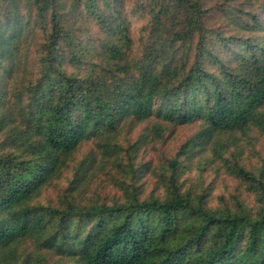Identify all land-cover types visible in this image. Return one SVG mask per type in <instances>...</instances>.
<instances>
[{
    "label": "trees",
    "instance_id": "16d2710c",
    "mask_svg": "<svg viewBox=\"0 0 264 264\" xmlns=\"http://www.w3.org/2000/svg\"><path fill=\"white\" fill-rule=\"evenodd\" d=\"M172 125L197 130L142 197L139 153ZM88 141L131 174L124 198L41 202ZM261 142L264 0H0V264H264ZM197 151L236 183L217 205L182 188Z\"/></svg>",
    "mask_w": 264,
    "mask_h": 264
},
{
    "label": "rangeland",
    "instance_id": "374dc122",
    "mask_svg": "<svg viewBox=\"0 0 264 264\" xmlns=\"http://www.w3.org/2000/svg\"><path fill=\"white\" fill-rule=\"evenodd\" d=\"M132 32L136 35L138 27L142 24V19L138 16L132 17ZM149 122H144L136 129L135 134L127 135L129 138L126 141L124 136L122 137L121 144L127 146L129 142L136 140V137L141 133L145 125ZM195 126L184 125H172L168 131L165 132L167 139L165 141L147 142L144 150L139 153V160H146L152 158V162L157 167V173L155 169H143L137 174L140 178L137 185L140 186L142 191L141 196L146 197L148 195H157L164 197L166 193V181L161 178V164H158L159 156H174L178 151L180 145L189 138L195 131ZM126 134V133H125ZM165 137V138H166ZM258 144V145H257ZM256 145H250L246 147L244 155H251L252 152L263 151L264 144L257 143ZM263 144V145H262ZM263 147V148H262ZM263 149V150H262ZM253 150V151H252ZM123 159V165L126 167V153L121 151ZM209 153V151H208ZM264 153V152H263ZM164 154V155H163ZM207 151H201L188 158V165L185 167L180 180L183 190H189L191 192H198L202 187H212L210 195L211 205H217L220 195L230 197V191H233L236 183L235 181L225 173L220 161H213L211 154H207ZM103 151L97 146L94 141H88L81 146L74 158L68 163V166L56 176L49 187H47L41 194L39 200L44 203H58L65 196L75 199L82 203H93L94 201H107L111 202L117 199H123L125 194V186L132 181L130 179L131 174H126L121 166H117L112 158H108L107 161L103 157ZM144 156L145 159H142ZM93 158V163L88 167L84 179L80 184H76L73 187L72 181L76 178L75 170L77 165L83 159ZM137 159V160H138ZM211 159V160H210ZM256 158L253 157V160ZM125 163V165H124ZM155 168V167H154ZM72 186V187H71ZM75 188L72 192L71 190ZM52 261L58 262V264H67V259H60L56 254L52 256ZM69 263V262H68Z\"/></svg>",
    "mask_w": 264,
    "mask_h": 264
}]
</instances>
